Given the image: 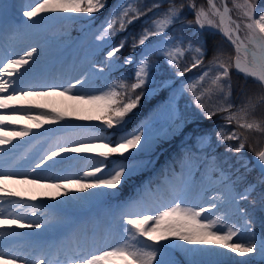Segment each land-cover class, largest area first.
<instances>
[{
	"label": "snow or ice",
	"instance_id": "snow-or-ice-1",
	"mask_svg": "<svg viewBox=\"0 0 264 264\" xmlns=\"http://www.w3.org/2000/svg\"><path fill=\"white\" fill-rule=\"evenodd\" d=\"M106 4L107 0H36L35 3L26 6L27 10H24L22 15L34 22L37 18L42 19V14L49 13L86 14L91 19L93 14L104 9ZM207 5V8L204 5L198 7L194 0H188L187 7L195 15V20L189 21V25L195 23L200 29L207 26L220 30L231 42L235 55L226 56L223 52H218L209 62L208 70L204 71L197 81V84L202 85L208 80V87H201L196 94L197 84L191 85L197 107L209 118L216 112L227 113L225 119L228 123L235 122L239 129L264 135V118L258 119L255 116L257 108L264 105V9L257 12L253 0H242V3L233 0L232 8L228 6V0H220L219 5L216 0H207ZM160 7L159 3H154L145 10L138 6V0H125L113 9L100 26L97 40H112L120 32L127 31L128 26L136 20ZM184 8V3L178 5L171 3L163 12L154 13L149 17L148 26L133 37V50L148 46V42L155 37H165L168 29L180 20ZM233 8L240 13L238 19H234L231 14ZM241 28L245 30L243 37L240 34ZM125 43L126 41L122 40L119 44L113 45L107 52L106 59L111 62L112 58L125 47ZM153 51H158L170 65L178 69L185 52H194L191 65L176 73L181 77L185 72L201 65L205 55L202 45L194 46L189 43L185 48L182 42L176 43L173 37H166L150 47L149 52L139 60L134 72V82L129 84L122 77L114 83L106 84L104 89L98 91L83 90L87 76L67 85L59 83L36 85L26 82L25 66L30 62L35 63L34 54L38 52L37 47L25 51L18 58L0 60V110L8 113L0 115V146H11L7 152L4 147H0V205L7 203L11 208V213H8L4 207H0V226L16 225L20 229H39L45 224L38 219L30 220L28 223L23 222L28 212L36 216L39 206L28 203L24 199L23 191L13 190L8 186L9 182L17 185L55 188L58 190L57 195L63 194L66 197L73 188L85 192L88 189L101 187L115 190L121 185L126 174H130L135 166L119 164L105 173L100 165H104L105 160L111 156H123L131 149L140 146L144 137L143 131L123 135L113 141L98 134L91 127L72 125L67 121L75 117L78 120L103 121L108 129L123 126L126 118L137 108L144 95L143 91L137 93V90H142L149 82L154 67L149 61V55ZM125 63L132 64V57H128ZM113 66L114 64H109V67ZM22 69H25V72H22ZM233 69L237 73L244 74L246 79L252 78L258 85L256 93L245 94V99L239 107L231 103ZM99 71L103 72V69ZM77 85L81 86L79 90ZM213 96L218 97V102L209 107L204 102L205 98L211 101ZM234 107L235 111H233ZM24 121L31 123H23ZM61 122L65 123L59 131L64 134L57 135L54 139L49 136L47 129L43 133L34 132V129L39 130L45 125ZM12 126H18L19 130H15ZM77 128L80 131H74ZM44 136H49L51 143L44 155L27 170H24L23 160L13 164L7 163L9 155L18 147L13 143L17 138L23 140L25 137H30L27 141L30 144L32 140ZM223 138L239 141L235 148L237 153L244 150L248 140V137L240 132H233ZM95 140L104 142L96 143ZM253 151L261 167L264 168V149L257 151L253 148ZM66 153H95L103 159L98 161L91 171H85L82 177L46 175L44 170L54 169L57 163L55 158H62ZM49 161H52L51 165ZM37 169L41 171L38 172ZM85 178L90 179L91 182H82ZM49 179H57L59 182L42 183ZM225 189L223 193L216 192L210 197L201 196L198 200H190L187 185L170 184V202L154 200L149 203L144 197L129 201L121 206L120 218L123 224L119 232L110 229L102 238L93 236L87 242L80 240L75 234L70 239L65 237L60 241L30 242L29 234L0 231V262L2 264H178L164 259L166 246L161 245L160 242L168 241L170 238L192 245H210L215 246L216 249L226 250L217 251L216 254H235L245 258L240 264H249L251 255L258 254L264 258V230L258 234L247 210L239 207V202L248 200L255 187L250 184L243 193L234 192L226 184ZM94 195H104V193ZM70 198L78 199L74 196ZM36 199L34 195L28 197L31 201ZM208 213L214 215H207ZM235 215H238L243 222L233 221L231 217ZM8 216L12 218H7ZM59 223L60 221L56 219L48 221L47 226L55 228ZM3 241L10 242L12 246L5 250Z\"/></svg>",
	"mask_w": 264,
	"mask_h": 264
},
{
	"label": "trees",
	"instance_id": "trees-1",
	"mask_svg": "<svg viewBox=\"0 0 264 264\" xmlns=\"http://www.w3.org/2000/svg\"><path fill=\"white\" fill-rule=\"evenodd\" d=\"M195 1L197 4L201 2L199 0ZM261 1L263 0H254V2L258 3ZM124 2L125 0H107L106 7L100 12L93 14V18L91 19L89 17L85 19V15L81 14V17L74 19L72 30L78 32L88 24L93 25L98 21H103L118 4ZM237 2L242 3V0H237ZM154 3H159L161 7L154 9L153 12H148L147 16L129 25L127 31L120 32L115 38L108 41L99 53L94 56V63L107 69L106 76L111 83L120 80L122 77L129 84L134 82V63H125L126 59L130 56L134 61V58L137 57V53L141 49V47H138L133 50V37L137 36L144 27L148 26L149 17H152L154 13L163 12L171 3H176L177 5L184 3L185 8L180 20L169 28L165 34H173L176 37H180L182 45L185 48L188 47L189 43L194 46L202 45L205 55L201 65L191 71L185 72V75L181 77L177 76L176 73L191 65L193 56L195 55L194 52H185L178 69L170 65L164 56L153 51L149 55V61L154 66L151 71L152 80L142 90H137V93L140 91L144 92L137 108L133 110V113L129 114V117L126 118V123L119 128L108 129L106 125L98 127L100 130L106 132L113 141L123 128H135L140 120V114L142 115L143 112L145 115L155 100L166 95L168 90L161 87V85L168 80H171L177 86V93L175 95V102L178 106L177 118L188 121L182 128L172 130L170 123L166 124V120H158L157 123L161 126L148 134L146 136L147 139L141 142L140 146L136 149H131L123 156L115 155L105 160L104 165H100L104 168L105 173L111 171L119 164L129 165L130 167L135 166V168L130 174H126L117 189H111L115 195H108V200L104 203L107 206L115 205L118 207L127 199L138 196L142 182L147 179L152 169L159 163H164L170 168L176 169L182 158L186 157L189 163L199 167L206 161L207 155H211L210 161L214 167L225 169L230 173L235 192L240 191L243 187H248L254 182L255 190L251 192L248 200L240 201V204L243 209L247 210L248 216L253 222V227L259 234L261 230H264V183L261 182L264 181V176L254 164L255 154L253 148L257 151L263 148L264 135L239 129L235 122L228 123L225 119L227 113L224 112H216L215 115L209 118L205 112L197 107L195 94L191 88V85L197 84L198 78L202 73L208 70L209 62L218 52H223L226 56H234V48L215 29H200L195 23L189 25V21L195 20V15L187 7L188 0H138V6L145 10ZM228 5L233 6V0H228ZM122 40L126 41L125 47L113 57L114 66L106 67L107 52L113 45L119 44ZM231 80V103L235 107L241 105L245 99V94L250 95L258 91V85L252 78L246 79L242 73H237L235 69L231 72ZM208 85V80H205L202 85L197 84L196 94L199 93L201 87H208ZM204 102L209 107H212L218 102V97L213 96L211 101L205 98ZM235 107L233 111H235ZM255 116L258 119L264 118V105L257 108ZM233 132H240L248 137L246 146L240 153L235 151L239 141L225 140L223 138ZM199 135H205V139L196 144L195 141ZM137 156L144 158V160L132 165V158ZM246 157L250 158L248 161L251 164L250 166L247 164L248 162L246 163ZM165 252H173L175 258L180 259L178 253L167 246ZM258 264H264V260L259 261Z\"/></svg>",
	"mask_w": 264,
	"mask_h": 264
},
{
	"label": "rangeland",
	"instance_id": "rangeland-1",
	"mask_svg": "<svg viewBox=\"0 0 264 264\" xmlns=\"http://www.w3.org/2000/svg\"><path fill=\"white\" fill-rule=\"evenodd\" d=\"M199 1L201 2L197 4L196 1L194 0V2L198 7L200 5H204L205 8H207L208 6L207 0H199ZM33 2H36V0H5V1L0 0V12H4L6 16L9 17L8 22H10V24L15 27L35 26L40 22L39 18H37L34 22L28 20L26 17H23L22 15V12L24 10H27V8L25 7L29 4H32ZM216 2L219 5L220 0H216ZM254 3L256 5L257 12H259L261 9H264V0L259 3L258 2H254ZM229 7L232 8L233 6L229 5ZM56 14L58 15V21L62 20L63 24L54 25L50 29V33L51 32L53 34L55 32L57 34L59 33L58 37L71 38V40H73L75 43L81 41L80 48L78 51H76L74 67L72 69L71 78L69 79L68 83L69 82L75 83L77 79H84V77L87 76L88 79L85 80L83 85L84 91H98L104 89L105 85L110 84L111 82L108 80V78L104 73L105 69L92 63L93 54L97 52L99 48L102 45H104V43L106 42V41L97 40L100 26L104 23V21L98 22L93 26H90L88 24V26L84 30L75 34L71 31V28H72V22L74 20V16H76L77 14H71V13L68 14L56 13ZM231 14L236 19H238L240 15L239 11L234 8ZM204 29H216V28H210L206 26ZM244 35H245V30L241 28V36L243 37ZM166 37H173L176 43H181L180 37H176L173 34H169V35L165 34V37L153 38L151 41L148 42V46H141V49L138 52L137 57L134 59L135 69L137 67L139 60L142 58V55L148 53L150 47H152L155 44H158L159 41H161ZM48 39H49L48 37H44L42 40L43 42H47ZM155 52L160 54L158 51ZM110 63L114 64L113 58L111 62L107 60V67L109 66ZM101 68L103 69V72L99 71ZM93 72L95 74L91 75L90 73ZM150 79H151V75H150ZM80 87H81L80 85H77L78 90L80 89ZM161 87L167 88L168 91L166 95L162 98L160 97L157 100H155L151 104V107L149 108L146 115L144 116L142 115L141 119L136 125V129L142 130L144 133L142 142L147 139L146 136H148V134L152 133L156 128L161 126L160 124L157 123L158 120L167 119L166 124L170 123V127L172 130H178L186 122H188L185 119L177 120L178 106L175 102L177 86L174 85L171 80H168L165 83H163ZM98 122L99 120L82 121L76 119L75 117H71L69 118L67 123L69 124L77 123L80 126L91 127L94 131H96L95 130L96 126L94 125L97 124ZM27 123L30 122L27 121ZM97 133L105 136L101 132H97ZM132 133H135L133 129L126 128L122 131V134L119 137H117L116 140H118L123 135H130ZM78 138L79 137H77V139ZM204 139H205V135L198 136L196 140V144L200 143ZM23 140H26V137L23 138ZM94 142L100 143L104 141L95 140ZM99 158L100 157L95 153H78L77 158L74 161L75 164L69 165L65 163L64 165H62V167L55 168L53 169V171H50L49 173L59 174L61 175L60 177H64V176L79 177L82 176L85 171H91L98 162ZM245 159H246V163L250 160L249 157H246ZM141 160H142L141 157H135L132 159V162L136 163ZM187 164H188L187 159H184L181 164L182 166L178 170H171V168H168L165 164H159L156 168L152 170L151 175L141 185L140 197H144V199L149 203H152L154 200H160L161 202L164 203L170 202L171 194L169 191V186L170 184H176L182 186L183 185L182 178L188 179L187 181L188 185L187 184L186 185L189 188L188 198L190 200H193L192 189L194 188L197 190V192H200L201 196H205V197H210L211 195L216 194V192H221V193L225 192L226 191L225 184L233 190V185L231 183V176L227 170L222 168H214L213 165H211V163L207 161L203 163V165L200 168H196L195 165L193 166ZM247 164L249 166L251 165L249 162ZM254 164L260 170L264 171V168L261 167V163L257 160L256 156L254 157ZM61 169L67 170V173H65L66 172L65 171L63 172L65 174H62ZM89 180L90 179H88V181ZM56 182L59 181L57 179L52 181L51 179L42 183L50 184ZM193 185H195L194 188ZM251 185L254 186V182H252ZM12 189L23 191L24 196L26 197H30L34 195L36 196V198L39 199L47 198L49 200H53L52 202L55 203H58L57 199L63 195V194L57 195L58 190L55 188L39 187L35 185L14 184ZM245 190L246 189H243L238 193H243ZM108 192H110L109 189L103 188L104 195H102L98 200H96L95 204L89 206L88 209L85 211L83 221L80 224H78L83 232L87 229H91L94 230L96 233V231L99 230V234H100L99 236H101L100 238H102L105 235V233L110 229L116 232L120 231L121 225L123 224V221L120 218L121 207L117 210H113V207L105 210H103V208H99V203L105 198L106 193ZM140 197L132 198L126 201L124 204L128 203L129 201L136 200ZM81 200L82 198L78 197L76 201H69L68 204L70 206H75L79 208L80 206L79 203L81 202ZM239 207L243 209L240 205V202H239ZM27 214L30 215L31 212H28ZM37 214L39 215L42 214V210L37 209ZM207 215H214V213H208ZM77 216H78V212H74L68 218L64 219L63 224H61V227L58 228V230H56L55 232L62 234V226H63V231H66V233H68L70 227L73 224V221L76 220L75 218ZM7 218H12V217L8 216ZM231 219L233 221L243 222L238 215L232 216ZM45 220L51 221L53 220V217L50 216ZM24 223H28V222L24 221ZM41 229L45 230L44 225L41 227ZM65 237H68V234L62 237L61 240L64 239ZM161 242H164L168 246L171 245L170 246L171 249L176 250L179 253L181 259L175 261L178 262V264H240V262L243 259H245V258H240L235 254H230L229 256L231 258L222 260L219 258L221 255L216 254L217 251H222V250L216 249L215 246L198 245V244L192 245L184 241L176 240L175 238H170V240L168 241H161ZM201 249L204 250L201 251ZM209 249H212V251H209ZM171 258H172V254H170V258L168 254L166 253L164 254V259L170 260ZM261 260H264V258H261V256H259L258 254L251 255L249 258V264H258L259 261Z\"/></svg>",
	"mask_w": 264,
	"mask_h": 264
},
{
	"label": "bare ground",
	"instance_id": "bare-ground-1",
	"mask_svg": "<svg viewBox=\"0 0 264 264\" xmlns=\"http://www.w3.org/2000/svg\"><path fill=\"white\" fill-rule=\"evenodd\" d=\"M29 2V1H28ZM35 3V2H33ZM32 3V4H33ZM23 7V6H22ZM21 7V8H22ZM26 8V7H25ZM8 18L4 12H0V60L6 58H18L20 55H23L25 51L31 50L32 47H37L38 52L34 54L35 63L30 62L29 65L25 66V69H22V72H25L24 80L31 84L42 85L49 83H59L67 85L69 79L71 78L72 69L74 67L75 55L76 51L79 50L81 41L74 42L71 38L58 37V34L55 32L54 34L50 33V29L54 25L63 24L62 20L58 21V15L56 13L42 14V19L35 26H26V27H15L8 22ZM10 21V19H9ZM48 37L47 42H43V38ZM7 78V77H5ZM8 113L4 110H0V115H7ZM83 121V120H82ZM68 122V121H67ZM23 123H27L24 121ZM31 123V122H30ZM64 122L60 124H52L45 125L44 128L35 130L41 133L45 132V130H49V136L54 139L57 135H63L64 133L60 132L59 129L62 127ZM72 125L80 126L77 123H73ZM15 130H19L18 126H12ZM11 130V129H7ZM74 131H80V129H75ZM49 136L40 137L36 140H32L29 144L27 141L30 140V137H26V140H20L17 138L14 141V144H17L18 147L12 152L7 158L8 164L17 163L22 161L25 163L24 170H27L28 167L33 164L35 161H38L40 157L44 155L48 145L51 143V139ZM4 147L5 152L8 151V148L11 146H0ZM78 153H66L62 158H55L57 163L55 168H60L65 163L69 165L75 164L74 161L77 158ZM49 164H52V161H49ZM54 168V169H55ZM62 170V169H61ZM37 171H41L37 169ZM53 171V169L51 170ZM66 171V172H65ZM46 175L60 177L61 175L55 173H49L48 169L44 170ZM62 174L67 173V170H62ZM65 172V173H63ZM83 176V175H82ZM79 176V177H82ZM51 180V179H49ZM55 179H52L54 181ZM47 181V180H46ZM91 181V180H89ZM87 178L82 180V182H89ZM188 179L182 178V184L186 185ZM45 182V181H42ZM188 185V184H187ZM8 186L12 188L14 186L13 183L9 182ZM195 185H193V188ZM72 193L69 194L68 197L62 195L57 200L58 203L52 202L53 200L49 199H39L37 198L35 201L28 200V197L24 196V199L28 203H33L39 206L37 209L42 210V214H37L36 216H32L31 214L26 216L24 221L29 222L30 220H41L44 221V229L41 228H25L20 229L16 225H3L0 226V231H15L22 234H29L28 240L30 242H51V241H60L62 237L68 234V237L71 238L73 234L76 235L82 241H90L93 236L100 238L99 230L95 231L91 229H87L84 232L82 231L80 224L85 215V211L89 206L95 204L96 200H98L102 195H94L95 193L103 192V187L101 188H93L88 189L85 192H79L75 188L72 189ZM193 200H198L201 197L200 192L194 188L192 189ZM191 195V193H190ZM79 197L82 198L79 203V208L75 206H70L68 204L69 201L72 200L70 197ZM77 197V198H78ZM203 202V201H202ZM66 206V207H65ZM0 207H4L8 213H11V208L8 207L7 203L0 205ZM74 212H78V216L73 221L72 226L69 229V232L63 231L62 226V234L56 233L55 231L61 227L64 219L68 218ZM53 217L54 221L58 219L60 221L55 228H49L47 226L48 221L45 219L48 217ZM92 220V219H91ZM90 220V221H91ZM23 221V222H24ZM59 226V227H58ZM42 230V231H41ZM3 248L6 250L11 247V243L8 241H3ZM222 250V249H219ZM226 251V250H222ZM222 260H226L231 258L229 255H221L219 257ZM242 258V257H240ZM2 264V262H0Z\"/></svg>",
	"mask_w": 264,
	"mask_h": 264
},
{
	"label": "water",
	"instance_id": "water-1",
	"mask_svg": "<svg viewBox=\"0 0 264 264\" xmlns=\"http://www.w3.org/2000/svg\"><path fill=\"white\" fill-rule=\"evenodd\" d=\"M234 18V17H233ZM235 19V18H234ZM218 32L221 33V35L231 44V42L227 39V37L220 31V30H217ZM232 45V44H231Z\"/></svg>",
	"mask_w": 264,
	"mask_h": 264
}]
</instances>
